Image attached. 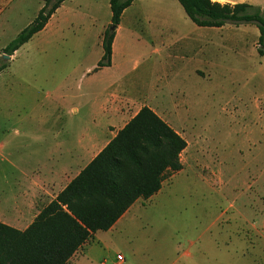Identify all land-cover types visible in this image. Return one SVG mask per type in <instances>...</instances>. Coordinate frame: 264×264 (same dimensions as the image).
<instances>
[{
	"label": "rangeland",
	"instance_id": "1",
	"mask_svg": "<svg viewBox=\"0 0 264 264\" xmlns=\"http://www.w3.org/2000/svg\"><path fill=\"white\" fill-rule=\"evenodd\" d=\"M229 1L264 10V0ZM43 2L0 0V180L6 159L19 161L20 147L33 159L42 118L87 117L107 94V107L129 114L150 106L182 130V169L103 234L100 250L81 264H115L118 253L123 264H195L183 254L195 245L203 249L201 264H249L247 255L232 259L231 250L259 242L244 221L258 215L264 184L258 27L197 26L177 0H134L114 30L111 65L97 69L109 0H64L47 30L4 58Z\"/></svg>",
	"mask_w": 264,
	"mask_h": 264
},
{
	"label": "trees",
	"instance_id": "2",
	"mask_svg": "<svg viewBox=\"0 0 264 264\" xmlns=\"http://www.w3.org/2000/svg\"><path fill=\"white\" fill-rule=\"evenodd\" d=\"M33 20L4 47L12 54L40 31L64 0H43ZM133 0H109L115 28ZM197 26L254 23L264 55V10L247 2L177 0ZM115 30V29H114ZM114 30L103 35L98 68L109 66ZM186 140L151 108L141 106L105 147L23 230L0 222V264H66L97 230H107L137 199L156 193L165 177L182 169Z\"/></svg>",
	"mask_w": 264,
	"mask_h": 264
},
{
	"label": "crops",
	"instance_id": "3",
	"mask_svg": "<svg viewBox=\"0 0 264 264\" xmlns=\"http://www.w3.org/2000/svg\"><path fill=\"white\" fill-rule=\"evenodd\" d=\"M215 1L234 3L229 0ZM54 13L38 32L47 30ZM120 22L115 28L116 32L121 27ZM111 63L112 54L110 65ZM103 67L108 66H102L97 69ZM123 91L120 88H113L111 93ZM107 99L108 94L107 98L100 102L98 107L87 117L74 115L67 118L66 121H63L65 119L60 117L42 118L40 124L44 126L35 131L33 148L29 150L32 152L31 154H34L33 159H27L29 154H24L23 147L19 148V161L15 162L14 160L6 159V166H4L2 179L0 180V220L3 223L20 230L25 229L39 211L51 200L55 199L57 194L105 147L141 107L139 106L129 114L130 110L128 108L123 109L120 105L107 107ZM148 107L182 136L181 129L173 126L165 116L159 114L152 107ZM70 109L74 114L78 112V108L75 105H72ZM187 146L188 143L180 152L179 157ZM262 172L264 173V168ZM163 182L164 180L161 183V187ZM161 187L149 198L157 194ZM261 187L262 189L259 188L257 190L258 199L261 203L258 215L255 218L244 220L247 227H249L246 232L251 233V230H253V233L255 231L258 232L257 238L259 242L251 243L246 248L235 247L231 250L232 259L239 258L240 255H247L249 264H264V242H262V240L264 241V184ZM141 200L142 198H137L110 228L93 232L79 246L66 264H81L80 258H84L87 261L90 256L97 253L101 248L102 235L112 231L117 224L121 223L131 208L141 202ZM23 221L28 222L23 225ZM260 237H262V240ZM191 247L189 246V250L187 249L183 252L184 256L193 258L195 264H201L202 257L198 253L203 251L202 246L195 245L194 252L190 250ZM115 264H123V261H115Z\"/></svg>",
	"mask_w": 264,
	"mask_h": 264
},
{
	"label": "built area",
	"instance_id": "4",
	"mask_svg": "<svg viewBox=\"0 0 264 264\" xmlns=\"http://www.w3.org/2000/svg\"><path fill=\"white\" fill-rule=\"evenodd\" d=\"M123 260H124V258H123V256L121 254H119V253L116 254V261L117 262H121ZM100 264H105V262L104 261H101Z\"/></svg>",
	"mask_w": 264,
	"mask_h": 264
},
{
	"label": "water",
	"instance_id": "5",
	"mask_svg": "<svg viewBox=\"0 0 264 264\" xmlns=\"http://www.w3.org/2000/svg\"><path fill=\"white\" fill-rule=\"evenodd\" d=\"M114 29H115V26H114V25H110V26H109V30H110V31H113ZM3 57H4V58H10V55L4 54Z\"/></svg>",
	"mask_w": 264,
	"mask_h": 264
}]
</instances>
